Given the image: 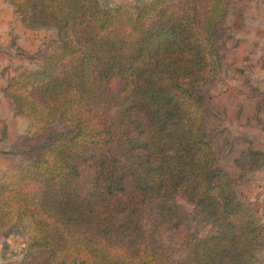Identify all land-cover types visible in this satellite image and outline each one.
Returning <instances> with one entry per match:
<instances>
[{"label":"trees","instance_id":"1","mask_svg":"<svg viewBox=\"0 0 264 264\" xmlns=\"http://www.w3.org/2000/svg\"><path fill=\"white\" fill-rule=\"evenodd\" d=\"M7 1L57 39L2 92L28 132H66L0 177V238L15 226L30 242L5 264H260L264 225L219 164L201 93L223 71L232 0ZM118 84L111 121L99 97ZM249 153L248 175L264 168Z\"/></svg>","mask_w":264,"mask_h":264},{"label":"rangeland","instance_id":"2","mask_svg":"<svg viewBox=\"0 0 264 264\" xmlns=\"http://www.w3.org/2000/svg\"><path fill=\"white\" fill-rule=\"evenodd\" d=\"M100 2L104 7L112 8L106 0ZM253 3V0H232L231 12L220 29L223 71L214 85L201 90L205 99L209 141L217 153L220 166L233 180L239 182V186L248 175L243 168L252 167L256 161L250 157L249 151L264 155V90L256 83V67L251 63L255 61V55L258 56V62L263 59L259 51L255 52V49L261 48V44L258 41L256 47L249 45L245 52L246 59L241 64L238 54L240 45L250 43L248 41L252 37L241 35L240 32L254 23L250 18ZM28 30L31 34L24 38V46L17 47L15 51L16 62L2 67L5 77L11 73L18 76L25 70H40L50 55L48 44L57 39L56 31L51 28ZM13 45L16 47V42L13 41ZM99 99L97 110L107 113L109 120L113 121L123 105L120 85L104 92ZM13 108L18 117L16 108ZM21 131L19 125H15L11 136L7 130L0 131V177L13 165L34 163L39 149L46 145L47 138L65 133L66 127L57 122L44 137L30 132L20 135L18 132ZM29 244L18 227L7 230L0 238V264L21 260ZM258 259L260 264H264V250Z\"/></svg>","mask_w":264,"mask_h":264},{"label":"crops","instance_id":"3","mask_svg":"<svg viewBox=\"0 0 264 264\" xmlns=\"http://www.w3.org/2000/svg\"><path fill=\"white\" fill-rule=\"evenodd\" d=\"M148 2L149 0H106L109 7L124 4L142 8ZM253 2L250 18L254 23L250 28L245 27L240 32L241 35L252 37L249 38L248 42L250 43L241 44L238 48L239 63H243L246 59L247 47L249 45L256 47L259 41L261 48L255 49V52L259 51L263 55V59L258 62V56L255 55V61H251V63L256 67V83L260 85L261 90H264V0H253ZM30 34L31 31L24 27L21 19L17 16L16 9L7 0H0V131L7 130L9 136L14 131L15 125H19V128L21 126L22 131L18 132L20 135H26L29 129V122L17 117L13 108L15 105L2 92L10 78L18 77L24 71L18 76L11 73L5 77L2 67L8 64L13 65L16 62L15 51L17 47L24 46V38ZM13 41L16 42V47H14ZM21 120L23 122L20 125ZM239 187L242 198L257 211L264 225V168L247 175L244 183Z\"/></svg>","mask_w":264,"mask_h":264}]
</instances>
